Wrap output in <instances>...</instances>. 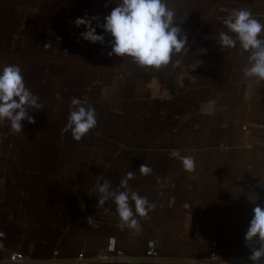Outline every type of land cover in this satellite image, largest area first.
Here are the masks:
<instances>
[{
	"label": "crops",
	"instance_id": "1",
	"mask_svg": "<svg viewBox=\"0 0 264 264\" xmlns=\"http://www.w3.org/2000/svg\"><path fill=\"white\" fill-rule=\"evenodd\" d=\"M116 6L0 0V69L18 65L44 106L29 110L36 123L23 120L20 134L0 125V264H12L11 252L21 264H252L244 237L253 208L264 206V81L244 76L249 54L239 44L218 43L233 9L264 24V0H168L188 49L159 70L108 56L112 37L95 20L105 43L81 38L76 18L104 23ZM73 97L98 121L79 142L60 132ZM173 149L194 156V172L170 158ZM129 171L132 190L156 205L137 216L139 233L122 226L111 200V214L96 207L100 177L115 188Z\"/></svg>",
	"mask_w": 264,
	"mask_h": 264
},
{
	"label": "clouds",
	"instance_id": "2",
	"mask_svg": "<svg viewBox=\"0 0 264 264\" xmlns=\"http://www.w3.org/2000/svg\"><path fill=\"white\" fill-rule=\"evenodd\" d=\"M94 20L97 21L96 27L103 28L112 37L107 41L111 45L108 56L115 54L119 57H130L142 67L159 70L170 64L178 66L181 60L174 58L186 53L188 49L187 36L175 23L176 13L168 6V0H117V6L104 17V23H100L96 16L76 18V27L83 25L87 29L80 33L82 39L93 44H103L105 35L97 34L96 27H93ZM222 23L227 32L219 33L218 44L221 49L236 48L239 44L241 53L249 54L248 65L243 69L244 76L264 81V24L246 8L233 9ZM44 46L47 48L49 45L45 43ZM64 52L67 53V50ZM57 99H60L59 93ZM42 109L44 106L39 102V96L26 86L22 69L18 65H4L0 69V125L8 122L11 132L20 134L23 132V120L31 124L36 123L35 118L29 115V110ZM97 125L95 108L86 101L82 102L73 97L69 105L67 123L60 130L61 137L70 133L72 139L79 142ZM169 156L179 159L185 171H195L194 156L181 155L177 149H173ZM139 172L148 176L152 174L153 169L147 164H142ZM100 178L103 183L99 180L97 182L96 191L99 195L96 207L103 208L106 214H111V210L104 207L105 203L111 200L116 205L115 213L118 214L122 226L126 225L139 233L141 226L137 216L148 218V213L153 211L156 205L132 190L129 181L135 179V173L127 172L115 188L110 180L102 176ZM88 194L91 196L90 191ZM253 213L244 237L246 246L250 248L248 260L252 264H264V206L257 204ZM5 236L6 234L0 231V238ZM190 264L198 262L191 261Z\"/></svg>",
	"mask_w": 264,
	"mask_h": 264
},
{
	"label": "built area",
	"instance_id": "3",
	"mask_svg": "<svg viewBox=\"0 0 264 264\" xmlns=\"http://www.w3.org/2000/svg\"><path fill=\"white\" fill-rule=\"evenodd\" d=\"M146 257L149 260H154L157 258V244L154 241H148L146 245V251H145ZM118 257H122V252H117ZM215 257L214 254L211 255V259ZM216 260V257L215 259ZM7 261L12 264H21L25 262V257L20 252H11L8 254Z\"/></svg>",
	"mask_w": 264,
	"mask_h": 264
}]
</instances>
